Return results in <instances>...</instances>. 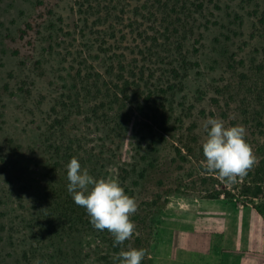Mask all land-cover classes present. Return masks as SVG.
<instances>
[{
    "label": "rangeland",
    "instance_id": "rangeland-1",
    "mask_svg": "<svg viewBox=\"0 0 264 264\" xmlns=\"http://www.w3.org/2000/svg\"><path fill=\"white\" fill-rule=\"evenodd\" d=\"M208 118L264 131V0H0V264H114L135 235L154 264L203 200L173 192L175 148L199 159ZM73 157L135 199L124 244L68 193Z\"/></svg>",
    "mask_w": 264,
    "mask_h": 264
},
{
    "label": "clouds",
    "instance_id": "clouds-1",
    "mask_svg": "<svg viewBox=\"0 0 264 264\" xmlns=\"http://www.w3.org/2000/svg\"><path fill=\"white\" fill-rule=\"evenodd\" d=\"M203 130L205 171L227 182L244 176L255 162L245 129L239 125L226 127L223 121L208 118ZM66 170L67 191L74 203L85 209L92 227L97 231L107 230L114 237V246L129 240L135 229L130 217L136 213L137 203L126 194L119 181L95 178L75 157L68 162ZM144 258L143 249L130 248L117 254L116 264H142Z\"/></svg>",
    "mask_w": 264,
    "mask_h": 264
},
{
    "label": "crops",
    "instance_id": "crops-1",
    "mask_svg": "<svg viewBox=\"0 0 264 264\" xmlns=\"http://www.w3.org/2000/svg\"><path fill=\"white\" fill-rule=\"evenodd\" d=\"M161 230L154 264H264V217L222 199L196 201Z\"/></svg>",
    "mask_w": 264,
    "mask_h": 264
},
{
    "label": "trees",
    "instance_id": "trees-1",
    "mask_svg": "<svg viewBox=\"0 0 264 264\" xmlns=\"http://www.w3.org/2000/svg\"><path fill=\"white\" fill-rule=\"evenodd\" d=\"M259 124L261 125V123ZM164 132H167V129H163L162 133L159 135L160 141L165 140ZM249 135L253 139L250 140L246 137V141L251 146L255 162L244 176L237 177L233 182H227L218 175L205 171L202 151L199 159L189 161L192 156L191 148L187 146L181 148L176 147L175 155L177 158L185 163L194 165L190 173L187 174L188 181H185L183 176L175 181V189L173 192H180V190H196L198 192L197 196L200 199L217 200L222 198L227 202L239 206H250L264 217V131L263 129H259L258 133L251 132ZM183 152H185V154H183ZM148 165L150 167L154 166L150 162ZM146 172L147 169H144L143 173L139 176L144 178ZM219 186L220 188H218ZM130 245L131 248L135 249L142 247L145 251V258L147 257L148 254L144 249L145 246L142 244L141 235L133 236ZM113 263L116 264V259Z\"/></svg>",
    "mask_w": 264,
    "mask_h": 264
}]
</instances>
